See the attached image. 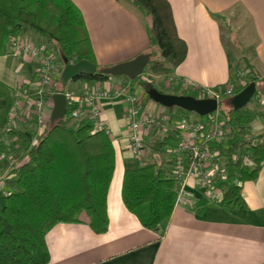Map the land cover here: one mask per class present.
<instances>
[{"label":"crops","instance_id":"0c3cea01","mask_svg":"<svg viewBox=\"0 0 264 264\" xmlns=\"http://www.w3.org/2000/svg\"><path fill=\"white\" fill-rule=\"evenodd\" d=\"M71 1L82 14L100 68L140 54L150 58L155 43L149 35L147 19L128 0ZM167 1L187 52L171 73L160 77L214 88L224 86L233 76L236 63L245 61L258 77L264 74V0ZM27 34L38 40L34 32ZM241 57L244 59L240 61ZM127 79L117 77L126 84ZM55 80L53 95L77 93L88 81L78 79L68 84L60 77L62 84L58 85L57 76ZM0 81L12 88L32 85V64L9 53L6 46L0 55ZM161 86L166 92L171 91L168 93L189 94L181 83L163 81ZM53 95L45 108L48 123L54 107ZM98 103L115 149V167L106 199L108 229L95 233L85 213L79 223L56 224L45 237L50 255L47 264H264V163L255 179L240 183L239 207L225 208L199 199L187 207H173L167 222L154 232L141 224L121 198L125 170L139 166L128 150L121 98L99 99ZM159 105L147 100L145 108L155 115L167 111ZM77 124L71 120L68 127L75 129ZM251 131L264 135V124L259 118L252 122ZM162 136L150 135L146 140L148 147Z\"/></svg>","mask_w":264,"mask_h":264},{"label":"trees","instance_id":"16d2710c","mask_svg":"<svg viewBox=\"0 0 264 264\" xmlns=\"http://www.w3.org/2000/svg\"><path fill=\"white\" fill-rule=\"evenodd\" d=\"M128 1L146 17L149 35L155 43L151 55L157 58L149 60L146 66L156 75L171 73L184 59L187 46L178 36L169 2ZM30 32L39 36L37 42L49 46L54 43L63 65L64 60L67 63L87 60L97 66L96 73L73 80L109 77L99 72L84 19L71 0H0V55L11 38ZM236 68L249 69V81L236 88L234 95L252 81L257 87L259 77L247 61L243 68L236 63ZM127 84L147 92L155 82L138 76L127 79ZM14 92L15 88L0 81V130L7 123ZM233 96L220 99L224 107L222 114L234 127L223 153H236L238 159L227 161V179L222 185L223 198L219 205L234 209L242 204L241 185L237 181L255 179L264 163V135H252L253 140H260L255 145L245 140L255 119L264 124V108L255 110L245 106L233 110L230 102ZM70 110L67 105L62 118H51L36 142L24 151L22 156L26 159L9 171L11 176L6 186L10 194L0 204V264H47L50 259L47 232L58 223L81 222L83 213L95 233L108 229L106 199L115 167V149L109 134L91 133L86 123L70 129ZM167 111L174 115L193 113L177 107ZM22 140L29 142L24 137ZM174 141L172 133L155 139L149 145L148 163L125 170L122 179L121 198L125 207L154 232L160 230L172 213L176 183L166 162L153 160L151 154L162 153ZM244 154L249 155V161L242 160ZM3 167L0 163V172Z\"/></svg>","mask_w":264,"mask_h":264},{"label":"built area","instance_id":"2783aa9c","mask_svg":"<svg viewBox=\"0 0 264 264\" xmlns=\"http://www.w3.org/2000/svg\"><path fill=\"white\" fill-rule=\"evenodd\" d=\"M7 50L32 64L34 81L32 85L20 84L15 88L7 123L0 130V163L4 165L0 172V196L3 197L10 194L6 186V180L11 176L10 169L26 159L22 156L24 151L36 142L37 136L48 124L45 108L52 101V88L59 72L50 46L37 42L29 34L11 38L7 43ZM246 72L238 69L224 86L214 88L192 84L186 80L178 82L172 77L167 83H181L188 95L199 99H216L219 106L222 97L233 96L235 89L243 85L242 79L249 74L248 70ZM141 78L147 79L143 76ZM263 94L256 90L252 98L264 105ZM65 95L67 105L71 107L70 120L90 125L91 133L105 132L109 136L110 130L98 100L120 97L128 127V150L140 166L148 163L150 150L146 140L150 135H174L173 145L167 146L162 153L151 154L153 160L166 162L176 183L174 207H187L199 199L215 204L222 201V185L227 179V161H236L238 156L236 153H223L228 135L234 127L227 123L218 108L205 116L174 115L169 111L151 114L145 108L148 95L143 89L137 85H127L112 76L104 80H88L79 92ZM252 135V132L245 135V140L251 145L260 142L253 140ZM22 137L29 142H23ZM242 160L249 161V155H242ZM237 183L240 184L238 181Z\"/></svg>","mask_w":264,"mask_h":264},{"label":"water","instance_id":"95a60500","mask_svg":"<svg viewBox=\"0 0 264 264\" xmlns=\"http://www.w3.org/2000/svg\"><path fill=\"white\" fill-rule=\"evenodd\" d=\"M64 62L65 64L61 72V80L63 82L76 79L84 74L92 75L98 70L96 65L87 60H78L74 63H67L66 60H64ZM148 62L149 55L140 54L129 61L121 62L110 67L100 68L99 72L103 75H109L112 77L124 76L133 80L143 73ZM146 93L150 100L166 108L177 107L185 111L193 112L199 116H205L218 108V101L216 99H199L191 95L164 93L157 90L154 86L148 89ZM255 93L256 83L252 81L232 97L230 102L233 110H238L247 106ZM53 101L54 107L51 113L52 118H62L65 115L67 106L65 95L56 93L53 95ZM0 204H4L3 196H0Z\"/></svg>","mask_w":264,"mask_h":264},{"label":"rangeland","instance_id":"374dc122","mask_svg":"<svg viewBox=\"0 0 264 264\" xmlns=\"http://www.w3.org/2000/svg\"><path fill=\"white\" fill-rule=\"evenodd\" d=\"M31 33V32H30ZM33 34V33H32ZM50 48H51V50H52V53L54 54V57H55V60H56V64H57V66H58V68H59V70L61 69V70H63V67H64V65H63V62H62V59H61V57H60V54H59V52L57 51V49H56V47H55V45H54V43H51L50 44ZM153 58H157V56L154 54V55H151L150 56V58H149V60H151V59H153ZM239 65H240V67L241 68H243L244 67V63H239ZM236 70H238L237 68L235 69V71ZM243 70H245V72L247 71V70H249V69H243ZM62 72V71H61ZM61 72L60 73H58L57 74V77H58V80H57V84L59 85V84H62L61 83V80H60V77H61ZM144 73L141 75V76H143L144 78H147L149 81L150 80H153L154 82H155V84H156V82H158L157 84H156V86L154 85V87L155 88H157V90H161L162 92L164 91V93H168V92H171L170 90H168V92H166V90L161 86V84H162V82L163 81H165V82H167V80H169V76H164V77H160V76H162V75H159V77H153V75H156V74H153V73H151L150 72V70H149V68H148V66H146V68L144 69V71H143ZM246 74H247V72H246ZM260 76H259V79H258V83H257V87H256V90H258V92H260V93H264V74H259ZM247 81H249V76L248 75H246L243 79H242V84H245ZM73 82H75V80H70L69 81V83L68 84H71V83H73ZM169 84H171V82H169ZM185 93V92H184ZM183 92H178V93H176L177 95H187V94H184ZM170 94H174V93H170ZM263 100H264V94H263ZM264 102V101H263ZM261 102H258L257 103V100H254V98H252L251 100H250V102L247 104V107H249V108H253V109H255V110H263V108H264V105L262 104H260ZM159 106H161V105H159ZM218 110L220 111V113H223L224 112V107H223V103H220L219 104V106H218ZM165 112V111H164ZM189 115V114H188ZM190 115H196V114H193V113H190ZM198 117V116H197ZM254 135H259V134H257V133H255ZM261 135V134H260ZM148 158H149V156H148ZM147 158V159H148Z\"/></svg>","mask_w":264,"mask_h":264}]
</instances>
